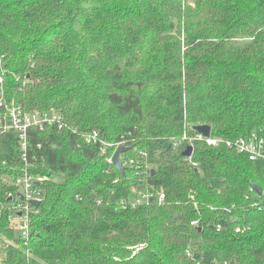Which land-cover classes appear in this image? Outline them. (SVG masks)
Returning <instances> with one entry per match:
<instances>
[{"label":"trees","instance_id":"trees-1","mask_svg":"<svg viewBox=\"0 0 264 264\" xmlns=\"http://www.w3.org/2000/svg\"><path fill=\"white\" fill-rule=\"evenodd\" d=\"M0 76V97L65 124L31 128L27 162L0 138V264H264V159L171 142L201 125L264 138V0H0ZM93 129L112 147L85 144ZM24 170L44 177L27 239ZM145 184L164 201L121 206Z\"/></svg>","mask_w":264,"mask_h":264},{"label":"built area","instance_id":"built-area-1","mask_svg":"<svg viewBox=\"0 0 264 264\" xmlns=\"http://www.w3.org/2000/svg\"><path fill=\"white\" fill-rule=\"evenodd\" d=\"M2 84L3 80L0 76V95L3 94ZM52 126H56L57 130L59 131L65 128V124L62 122V116L53 108H50L48 111L43 113L38 111L29 112L25 111L20 105L15 104L14 102H8L3 97H0V138L6 132H13L15 134L20 148V158L23 162L28 161L27 151L30 141L28 133L29 130L31 128L42 129L43 127ZM71 131L77 133L76 129H72ZM80 137L87 145L98 146L101 148L112 147V144L102 139L99 132L95 129L86 132H80ZM197 141L205 142L207 145L213 147L223 144L228 148H232L240 153L246 154L252 161L264 159V138L255 132L245 137H238L234 140L213 138L211 135L204 137L200 134L189 136L188 134L183 133L179 137L172 138L171 142L174 148L184 146L185 150L188 146H191L193 153L192 143ZM119 146L124 145L119 143L113 146V153ZM121 161L125 169L137 167V160L135 158H122L121 155ZM191 165L196 167V163H191ZM138 168L140 173L146 175L150 170V165L144 162L143 164L138 165ZM43 179L44 177L39 174H31L27 170H24L23 174L14 177L12 180L13 184L18 189V193L14 208L15 214L14 216H11V219L12 221L17 220L16 226H18L20 230L21 238L27 239L29 236V214L34 208L32 206V202H40L41 200V196L39 195L38 189L35 188V185L40 184ZM113 183L118 184L119 179H115ZM164 199L165 195L162 191H156L152 186L145 184L139 187L137 193H135L130 199L121 201V206L124 208L129 207L134 209L142 204H148L152 201L161 203L164 201ZM191 225L196 226L197 222L193 221L191 222Z\"/></svg>","mask_w":264,"mask_h":264},{"label":"water","instance_id":"water-1","mask_svg":"<svg viewBox=\"0 0 264 264\" xmlns=\"http://www.w3.org/2000/svg\"><path fill=\"white\" fill-rule=\"evenodd\" d=\"M192 130L194 132H196L197 134H200L204 137H208L210 135V127L207 125H201V126H194L192 127ZM132 147L131 146H119L113 153L112 157H111V164L114 166V168L117 170V172L119 173V175L122 178H125V168L122 164L121 161V155L128 152L129 150H131ZM183 157L188 158L192 155V147L188 146L184 152L182 153ZM252 189L254 190V192H256L258 195H262V190L256 186V185H252ZM95 196L91 195L90 199L94 200ZM21 199V197H20ZM39 202L33 201L32 202V206L33 207H38ZM196 258V256H194V259Z\"/></svg>","mask_w":264,"mask_h":264},{"label":"rangeland","instance_id":"rangeland-1","mask_svg":"<svg viewBox=\"0 0 264 264\" xmlns=\"http://www.w3.org/2000/svg\"><path fill=\"white\" fill-rule=\"evenodd\" d=\"M12 223L15 225V232H16V235L20 234V230H19L18 226H16V224H17V220H16V221L13 220Z\"/></svg>","mask_w":264,"mask_h":264}]
</instances>
